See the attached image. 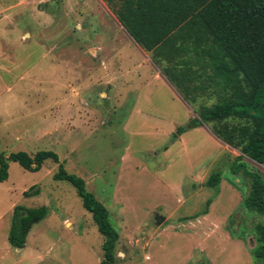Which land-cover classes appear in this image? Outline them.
Segmentation results:
<instances>
[{"label":"rangeland","instance_id":"1","mask_svg":"<svg viewBox=\"0 0 264 264\" xmlns=\"http://www.w3.org/2000/svg\"><path fill=\"white\" fill-rule=\"evenodd\" d=\"M192 109L104 1L0 0V155L58 156L35 171L5 159L0 264L103 258L92 213L54 178L59 165L107 207L113 264H261L255 225L264 217L243 204L248 179L228 169L239 152L207 124L189 126ZM242 160L264 180L263 164ZM217 165L214 194L204 182ZM15 205L46 209L19 249L7 241Z\"/></svg>","mask_w":264,"mask_h":264},{"label":"trees","instance_id":"2","mask_svg":"<svg viewBox=\"0 0 264 264\" xmlns=\"http://www.w3.org/2000/svg\"><path fill=\"white\" fill-rule=\"evenodd\" d=\"M102 1L193 107L196 116L189 126L207 124L216 138L239 152L228 169L232 175L248 179L249 192L243 204L264 217L263 174L242 160L244 155L264 165V0ZM209 99L214 101L203 102ZM183 129L178 127L177 131ZM48 158L58 162L51 150L0 155V182L8 176L5 159L35 171ZM218 169L217 165L204 182L214 194L222 178ZM54 178L75 187L104 237L99 264H113L118 234L109 222L107 207L86 191L82 178L66 172L61 165ZM45 215L44 206H13L9 245L24 247L32 225ZM255 234V255L264 264V224L255 225Z\"/></svg>","mask_w":264,"mask_h":264},{"label":"water","instance_id":"3","mask_svg":"<svg viewBox=\"0 0 264 264\" xmlns=\"http://www.w3.org/2000/svg\"><path fill=\"white\" fill-rule=\"evenodd\" d=\"M41 6L44 7V3H42ZM6 161H9V160L6 159ZM162 220H163V217L158 216V215L155 216L156 224H160V223L162 222ZM18 249H19V248H18Z\"/></svg>","mask_w":264,"mask_h":264},{"label":"crops","instance_id":"4","mask_svg":"<svg viewBox=\"0 0 264 264\" xmlns=\"http://www.w3.org/2000/svg\"><path fill=\"white\" fill-rule=\"evenodd\" d=\"M147 54H149L148 52H146ZM187 218H191V217H187Z\"/></svg>","mask_w":264,"mask_h":264}]
</instances>
